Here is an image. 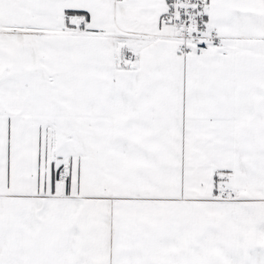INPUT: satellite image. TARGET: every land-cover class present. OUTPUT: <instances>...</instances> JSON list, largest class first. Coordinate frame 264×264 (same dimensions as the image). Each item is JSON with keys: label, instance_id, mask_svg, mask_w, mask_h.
I'll use <instances>...</instances> for the list:
<instances>
[{"label": "snow or ice", "instance_id": "snow-or-ice-1", "mask_svg": "<svg viewBox=\"0 0 264 264\" xmlns=\"http://www.w3.org/2000/svg\"><path fill=\"white\" fill-rule=\"evenodd\" d=\"M0 264H264V0H0Z\"/></svg>", "mask_w": 264, "mask_h": 264}]
</instances>
